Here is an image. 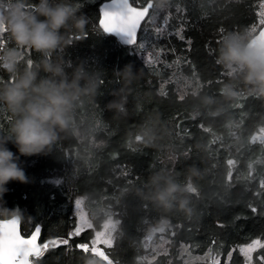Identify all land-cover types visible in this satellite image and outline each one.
Returning a JSON list of instances; mask_svg holds the SVG:
<instances>
[{"label": "trees", "instance_id": "trees-1", "mask_svg": "<svg viewBox=\"0 0 264 264\" xmlns=\"http://www.w3.org/2000/svg\"><path fill=\"white\" fill-rule=\"evenodd\" d=\"M107 1L75 0L89 23L63 53L73 64L83 62L97 72L95 99L76 110L73 132L51 154L20 157L26 182L7 184L3 206L21 210L22 235L41 227L42 246L72 233L71 203L83 198L94 230L109 214L119 222L113 247L101 246L113 264H185L184 247L208 257L196 264H264V247L249 262L239 250L257 239L264 243V142L258 138L264 132V97L241 93L219 103L226 72L215 62L225 33L253 26L259 31L264 0H169L157 10L156 23L144 22L137 43L130 46L99 28V8ZM129 1L136 7L148 2ZM0 39L11 46L6 36ZM28 57L35 59L31 52ZM125 66L139 72L130 83L113 76ZM7 79L0 72V80ZM116 90L126 98V114L105 107ZM201 97L218 103L203 107ZM145 126L154 135L148 145L136 140ZM8 127V114L0 109V133ZM7 147L16 153L13 145ZM160 170L170 172L182 187L196 189L186 194L190 214L161 213L134 195ZM162 217L167 219L164 231H154L162 227ZM94 230H84L68 246L50 245L39 258H31L33 264L99 261L76 247L91 246Z\"/></svg>", "mask_w": 264, "mask_h": 264}, {"label": "clouds", "instance_id": "clouds-1", "mask_svg": "<svg viewBox=\"0 0 264 264\" xmlns=\"http://www.w3.org/2000/svg\"><path fill=\"white\" fill-rule=\"evenodd\" d=\"M151 2L156 9L164 10L169 0ZM81 9L75 0H0V35L11 43L0 47V72L8 77L7 81L0 80V109L9 118L7 132L0 133V217L7 220L24 219L18 207L8 209L2 203L9 182H26L20 157L51 154L55 145L73 132L76 110L97 94V72L88 71L83 62L73 64L63 55L89 23ZM254 38L247 28L221 37L215 62L225 70L226 79L219 89V103L234 101L241 93L264 97V47L257 42L250 48ZM29 52L35 59L28 57ZM138 73L125 66L113 76L130 83ZM199 103L209 108L218 102L201 97ZM125 105L126 98L116 90L105 107L123 115ZM137 136L146 145L154 139L147 126ZM9 144L16 153L7 147ZM187 193L164 170L153 172L142 187L134 189L135 196L164 214H190ZM160 224L166 226L167 219L162 217Z\"/></svg>", "mask_w": 264, "mask_h": 264}, {"label": "snow or ice", "instance_id": "snow-or-ice-1", "mask_svg": "<svg viewBox=\"0 0 264 264\" xmlns=\"http://www.w3.org/2000/svg\"><path fill=\"white\" fill-rule=\"evenodd\" d=\"M113 8L116 11H106L103 8L102 19H100V27L103 29L104 33H118L127 37V43L129 45H135L137 43L138 30L141 29L142 23L148 22L155 24L156 17L159 15L158 9H154L151 0H148L146 6L136 7L129 2V0H112ZM150 9L153 10L152 15L149 16ZM259 24L264 25V18L260 19ZM147 29H145L146 31ZM161 29L157 28V32ZM251 34L255 35L252 44L249 47H253L259 42V44L264 47V28H261L257 33L255 26L251 28ZM5 46V41L0 39V47ZM143 49L144 45L139 46ZM193 95H196L194 92ZM181 100L184 96L180 97ZM203 127V125H201ZM204 131H209V129L204 128ZM141 137L137 136L136 140L141 141ZM231 165L233 162L228 161ZM264 186V185H262ZM187 191L193 193L196 189L189 184L186 188ZM82 201L77 200L75 202V214L79 217V223L75 227L74 231L70 233L67 238L61 240H50L48 242L41 244L38 243L41 227L36 226L34 231L30 236L22 235L19 229V221L16 220H3L0 221V264H33L31 258H39L44 251L49 249V246H68L73 237H78L86 229H93L94 224L91 218L85 213L81 207ZM255 211V209H253ZM119 222L113 223L111 215L109 214L107 222L102 226V230H95V236L91 240V246L88 243H80L76 245L77 248L82 250L84 253L91 252L94 257H98L99 261H104L106 264H113V261L109 259V255L105 253L100 245L107 248L113 247V241L115 239L113 233L117 230V224ZM154 231L163 232L164 228L154 229ZM260 245V241H254L251 245L242 249L245 255H250L252 251L255 250L256 246ZM264 247V245H260ZM99 261L93 260L91 264H98Z\"/></svg>", "mask_w": 264, "mask_h": 264}, {"label": "rangeland", "instance_id": "rangeland-1", "mask_svg": "<svg viewBox=\"0 0 264 264\" xmlns=\"http://www.w3.org/2000/svg\"><path fill=\"white\" fill-rule=\"evenodd\" d=\"M260 17H261V19L264 18V3H263V5H262V7H261ZM258 138H259V141L264 142V132L261 133L260 135H258ZM77 200L82 201L81 207L83 208V210L85 211V213L91 218V220H92V222H93V224H94V221H93V219H92V216L90 215V213H89V212L87 211V209H86V206H85V200H84L83 198H81V197L74 198L73 201H72V203H71V209H72L71 211H72V214H73V217H74V221H75V222H74L75 225H74V228H73L72 232L74 231L75 227H76V226L78 225V223H79V217L75 214V212H76V209H75V202H76ZM108 216H109V215H107L105 218H103L102 221H100V223H99L98 226L95 228V230H102V226H103V224H104L105 222H107ZM111 218H112L113 223H116L115 219H114L112 216H111ZM95 230H94L93 238H94V236H95ZM114 233H115V232H114ZM114 233H113V235H114ZM93 238H92V239H93ZM257 240H259V239H257ZM257 240H254V241H257ZM254 241L249 242L248 244H245V245H242V246L239 247V250H240L241 254L244 256L246 262H249L250 259H251V255L253 254V252H254L256 249H258V248L260 247V245H263V244H264L263 242H261L262 240H259V241H260V245H257L256 248H255V250L252 251V252L250 253V255H247V256H246L245 253L242 251V249H244V248H246L247 246L251 245ZM101 246H103V245H100V247H101ZM162 246H163V245H162ZM184 248H185V247H184ZM184 248H182V252H181V253H183V254L186 255L185 258H184V260H185V264H196V263H200V262H206V260H207V258H208L206 255H204V256H194V255L190 254L189 251H188L187 249H184Z\"/></svg>", "mask_w": 264, "mask_h": 264}, {"label": "water", "instance_id": "water-1", "mask_svg": "<svg viewBox=\"0 0 264 264\" xmlns=\"http://www.w3.org/2000/svg\"><path fill=\"white\" fill-rule=\"evenodd\" d=\"M130 2V1H129ZM112 0H109V1H107V2H105V3H103L101 6H100V8H99V13H100V19H102V12H101V9L103 8L104 10H106V11H116L117 9H115V8H113L112 6ZM151 10V9H150ZM150 12V11H149ZM99 22H100V20H99ZM144 23H142V25H143ZM99 28L101 29V31L104 33V31H103V29L100 27V23H99ZM261 28H264V25H262V27ZM260 28V29H261ZM260 29H258V30H260ZM259 32V31H258ZM257 32V33H258ZM104 34H106V35H108V36H113L115 39H117V41L119 42V43H121L122 45H125V46H130L126 41H127V37L126 36H124V35H122V34H118V33H104ZM138 34H139V30H138ZM138 34H137V37H138ZM4 220H7V219H4ZM0 221H3L2 219H0ZM20 224H21V222H19V229H20ZM35 229V228H34ZM34 231V230H33ZM32 231V232H33ZM21 232V231H20ZM31 232V233H32ZM31 235V234H30ZM29 235V236H30ZM40 238V237H39ZM38 243H39V240H38ZM33 258H35V257H33Z\"/></svg>", "mask_w": 264, "mask_h": 264}]
</instances>
